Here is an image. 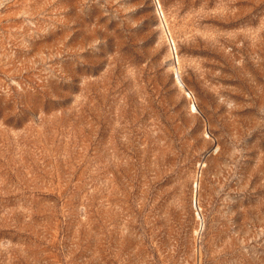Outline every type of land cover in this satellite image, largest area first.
Returning a JSON list of instances; mask_svg holds the SVG:
<instances>
[{"label": "rangeland", "instance_id": "1", "mask_svg": "<svg viewBox=\"0 0 264 264\" xmlns=\"http://www.w3.org/2000/svg\"><path fill=\"white\" fill-rule=\"evenodd\" d=\"M0 264H264V0H0Z\"/></svg>", "mask_w": 264, "mask_h": 264}]
</instances>
